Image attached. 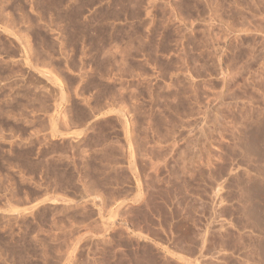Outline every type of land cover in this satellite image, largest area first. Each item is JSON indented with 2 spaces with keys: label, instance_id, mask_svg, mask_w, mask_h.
I'll use <instances>...</instances> for the list:
<instances>
[{
  "label": "rangeland",
  "instance_id": "374dc122",
  "mask_svg": "<svg viewBox=\"0 0 264 264\" xmlns=\"http://www.w3.org/2000/svg\"><path fill=\"white\" fill-rule=\"evenodd\" d=\"M0 264H264V0H0Z\"/></svg>",
  "mask_w": 264,
  "mask_h": 264
},
{
  "label": "bare ground",
  "instance_id": "6f19581e",
  "mask_svg": "<svg viewBox=\"0 0 264 264\" xmlns=\"http://www.w3.org/2000/svg\"><path fill=\"white\" fill-rule=\"evenodd\" d=\"M32 208V207H31ZM27 211V210H26ZM19 212V211H18ZM23 212H25V211H23ZM16 213H17V211H16Z\"/></svg>",
  "mask_w": 264,
  "mask_h": 264
}]
</instances>
